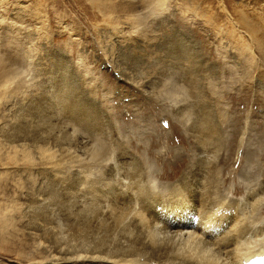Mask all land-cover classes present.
Wrapping results in <instances>:
<instances>
[{"label":"rangeland","instance_id":"374dc122","mask_svg":"<svg viewBox=\"0 0 264 264\" xmlns=\"http://www.w3.org/2000/svg\"><path fill=\"white\" fill-rule=\"evenodd\" d=\"M183 202L264 228V0H0V264H179Z\"/></svg>","mask_w":264,"mask_h":264},{"label":"bare ground","instance_id":"6f19581e","mask_svg":"<svg viewBox=\"0 0 264 264\" xmlns=\"http://www.w3.org/2000/svg\"><path fill=\"white\" fill-rule=\"evenodd\" d=\"M183 203L180 207L177 206L178 208L167 205L159 209L162 210L163 213H160L163 215L160 214L162 224L158 227L162 228L161 232L165 233L166 256L177 254L179 256L177 263L179 264H185L188 261L203 264H264V242L255 244L252 237L250 238V234H260L259 232L264 229L261 228L260 223L250 224L245 221L242 215H237L238 213L229 217L224 216L225 211L229 210L225 206L223 213L221 212L220 215L216 213L219 216H201L199 214L195 216L192 206ZM222 206L220 205V207ZM230 208L232 207L230 206ZM256 220L257 218L252 216L251 222H256ZM80 254L67 260L75 262V264L96 261L101 264H133L129 258H124V256L121 259H109L93 253L82 258ZM52 257V255L49 256V258ZM49 260L51 261V259ZM53 260V263H62L61 261H63H59L57 258H53Z\"/></svg>","mask_w":264,"mask_h":264}]
</instances>
